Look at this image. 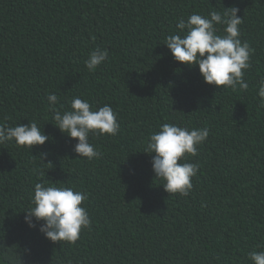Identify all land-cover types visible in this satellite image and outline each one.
<instances>
[{
  "label": "trees",
  "instance_id": "trees-1",
  "mask_svg": "<svg viewBox=\"0 0 264 264\" xmlns=\"http://www.w3.org/2000/svg\"><path fill=\"white\" fill-rule=\"evenodd\" d=\"M236 7L254 52L247 90L209 85L164 44L192 13ZM183 34V33H181ZM222 34V26L218 29ZM109 51L95 71L85 61ZM264 0H0V124L35 121L49 136L30 150L0 144V264H252L264 251ZM74 97L109 104L117 135H93L89 161L52 119ZM163 123L209 129L187 162V197L169 194L143 152ZM36 183L84 192L91 227L75 243L29 227Z\"/></svg>",
  "mask_w": 264,
  "mask_h": 264
},
{
  "label": "clouds",
  "instance_id": "clouds-1",
  "mask_svg": "<svg viewBox=\"0 0 264 264\" xmlns=\"http://www.w3.org/2000/svg\"><path fill=\"white\" fill-rule=\"evenodd\" d=\"M236 7L212 10L207 15L192 13L187 20L177 23L179 33L168 35L165 45L175 61L189 67H199L203 80L226 91L247 90L246 70L251 68V54L254 52L247 41L241 40L240 25ZM222 26V34H218ZM183 33V34H181ZM109 58V51L97 47L85 61L89 71H95ZM259 105L264 107V77L258 83ZM52 119L59 130L77 140L74 151L89 161L99 158L101 153L89 142L90 136L118 134L120 124L117 114L109 104L92 110V105L80 97L70 101V110L61 112L55 106L59 98L55 93L47 96ZM209 137V129L180 127L163 123L160 130L150 133L144 151L152 155V169L155 177L169 194L187 197L193 189L192 178L197 176L199 165L187 162L188 156H196L198 147ZM49 136L35 121L29 124L8 126L0 124V144L14 142L18 147L32 149L44 145ZM87 195L73 187L52 186L36 183L32 204L25 216L31 228L40 223V232L52 242L75 243L82 230L91 227V218L85 206ZM252 264H264V251L248 254Z\"/></svg>",
  "mask_w": 264,
  "mask_h": 264
}]
</instances>
